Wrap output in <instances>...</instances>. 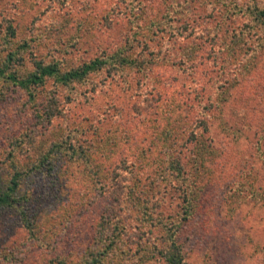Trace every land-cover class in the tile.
<instances>
[{
  "label": "rangeland",
  "instance_id": "374dc122",
  "mask_svg": "<svg viewBox=\"0 0 264 264\" xmlns=\"http://www.w3.org/2000/svg\"><path fill=\"white\" fill-rule=\"evenodd\" d=\"M197 5L196 11L187 0H0V61L18 52L20 77L34 72L37 59L54 57L67 70L122 49L135 30L144 40L152 15L169 16L172 31L196 32L194 48L202 53L193 71L157 67L149 81L124 72V80L98 73L67 89L49 80L31 93L0 85V183L25 173L29 202L21 211L31 218L28 230L16 208L0 211V264H79L97 232L116 241L104 264H165L151 257L162 246L154 222L183 218L178 180L149 198L153 215L130 208L127 198H138L137 174H151L140 170L143 147L144 157L160 158L164 145L187 130L188 116L195 126L187 142L191 178L189 186L179 182L199 195L179 236L186 264H264V200L251 194L252 186L264 193V49L241 40L227 49L234 62L215 60L208 39L230 40L251 25L237 28L239 19L225 5L239 9L246 2ZM259 30L263 36L264 26ZM155 84L161 92L152 95ZM46 108L60 116L39 124L36 110ZM41 126L45 134L35 135ZM59 139L83 152L82 160L45 164L44 151ZM20 143L22 151L12 155ZM103 215L110 218L103 222Z\"/></svg>",
  "mask_w": 264,
  "mask_h": 264
},
{
  "label": "trees",
  "instance_id": "16d2710c",
  "mask_svg": "<svg viewBox=\"0 0 264 264\" xmlns=\"http://www.w3.org/2000/svg\"><path fill=\"white\" fill-rule=\"evenodd\" d=\"M238 1H245L246 5L240 6L239 9L229 8L225 5V10L226 12L234 11V14H236L234 19H239L235 24L237 28H240L241 24L249 22L247 25H251L247 32L245 31L242 34L235 33L230 40H224L222 38L219 40L216 36L208 39V42H211V53L214 54L213 58L215 60H222V63L225 64L234 62L232 58H227V55L230 56L227 49L233 48L234 46L236 48L241 40H244L247 45L251 42L259 43L261 48L264 49V35H260L261 31L259 30L261 26H264V0ZM187 2L191 6L195 5L196 11L198 10V0H187ZM212 8L215 10V7ZM155 18H157L156 21ZM171 20L172 19L169 16L161 18L160 16L153 17L152 15L149 23L145 26V31H148V34L144 36V40L139 39L142 31L139 32L135 30L122 49H116L102 57L85 62L77 68L70 67L67 70H64L61 67L63 64L62 61L57 60L54 57L48 62L44 61L45 59H35L36 61L33 63L35 66L34 72L28 74L26 77H20L15 70L18 67L19 54L18 52L9 51L6 55V59L2 62L0 61V85L3 87L12 84L31 93L33 88L44 86L49 80H53L55 84L67 89L71 88L72 85L86 82L92 75L98 73L108 74L109 76L113 75L114 77L120 75L122 80H124L125 77L124 72L135 73L139 75L140 80L149 81L150 78L154 80L157 78L155 73L157 67H165L166 65L179 67L181 71L186 73L188 71L191 72L197 67L195 65L200 64L197 60L199 59L198 56L202 54L195 49L197 48L195 46L196 32L188 33L187 31H172L170 30L169 25ZM9 31L12 32L11 29H9ZM166 38L167 40H165ZM172 42H174L173 45H171ZM4 43L5 46L8 45L7 41H4ZM6 49L7 48L3 46L2 50L6 51ZM249 51L253 52V54L255 52L254 50H248L247 52ZM233 53L230 57L233 56ZM205 59L207 58H200L202 64H205ZM209 59L212 60L211 54ZM140 83L141 82H139V84ZM151 86L150 92L152 95H154V93L160 94L161 91L157 84ZM36 113V116L39 119V124H42L43 122L50 123L54 118L60 116L59 111H54L51 108H46L41 114L36 110ZM200 123L204 125L203 121ZM183 124L188 126L186 127L185 125H182L187 130L174 137L175 141L172 144L164 145L168 147L166 149H161L163 152H160V158H146L144 157V154L148 153V149L145 147L142 149L141 155L143 157L140 170L142 172H150L151 174H149V177H152L153 180L150 181L149 177L145 178V174L141 172L137 174L136 187L139 190L138 198L133 200V198H130L131 195H129L127 201L130 199V203L128 201L130 208L139 210L138 213L143 216L149 214L153 215L155 205L152 202L149 204V198L156 199L157 196L161 195L162 190L168 188L173 189L172 186L174 183H171L170 181L178 180L179 182V178L181 177L184 180V184H188L189 186L191 174L187 171V165L189 164L188 158L190 156L187 142L191 135V131H194L195 126L194 123L190 121L189 116L188 121ZM204 127V129L207 128L205 125ZM36 132L35 135L43 136L41 134H45L46 131L45 128L41 126ZM46 135H48V133H46ZM193 136L195 137L196 134L194 133ZM26 139H28L27 142L29 144L31 142L30 136L28 138L26 137ZM20 144L22 145V143ZM23 146L24 145H12L11 154L20 153ZM44 152L46 157L44 158L45 164L46 162L53 164L54 161L58 162L67 158L68 160H65V163H63L66 167L68 163L82 160L83 153L74 147V145H68L67 140L61 142L60 139L51 144L49 143L47 150ZM203 161L204 160L198 163L197 167H202L204 164ZM152 162L156 164L150 167L153 168L152 171H150V168L148 167L151 166ZM61 172L62 171H60V173ZM24 177L25 173L16 172L10 179L4 183H0V211L7 208H16L20 212V218L24 222V226L30 230L31 218L25 210L21 211V209L26 207L25 204L29 202V198L22 191ZM183 180L179 183L175 181L178 192L181 196L179 198L182 199L183 202V218L179 220L175 217L166 218L157 216V219L154 222L155 230L161 234L162 246L160 248L157 247L151 257H158L160 260L164 261L165 264H186L185 251L183 245H181L179 241V236L188 223H190L191 217L196 211L198 202L197 195H199V192H194V189H189V187L182 188L184 186ZM153 182L161 183V187ZM251 194L255 199L264 200V193L257 191L253 186ZM163 197H165V195ZM123 202H125V200ZM103 216V222L110 218V216ZM95 238L94 246L88 250L87 254L79 264H104L110 254L109 252L112 251L116 242L110 241L107 243L102 238V232H97ZM52 264L68 263L65 259H61L54 261Z\"/></svg>",
  "mask_w": 264,
  "mask_h": 264
}]
</instances>
